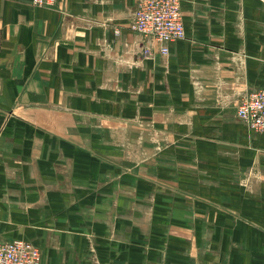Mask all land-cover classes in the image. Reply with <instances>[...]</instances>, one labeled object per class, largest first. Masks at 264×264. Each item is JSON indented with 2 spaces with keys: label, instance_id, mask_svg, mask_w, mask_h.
<instances>
[{
  "label": "crops",
  "instance_id": "1",
  "mask_svg": "<svg viewBox=\"0 0 264 264\" xmlns=\"http://www.w3.org/2000/svg\"><path fill=\"white\" fill-rule=\"evenodd\" d=\"M179 1L185 36L139 58L137 0H0L1 240L40 264H264V134L235 113L264 87V0Z\"/></svg>",
  "mask_w": 264,
  "mask_h": 264
},
{
  "label": "built area",
  "instance_id": "2",
  "mask_svg": "<svg viewBox=\"0 0 264 264\" xmlns=\"http://www.w3.org/2000/svg\"><path fill=\"white\" fill-rule=\"evenodd\" d=\"M34 5L54 6L57 0H30ZM129 28L135 34L131 55L152 58L169 55L170 44L185 36L179 0H137L130 12ZM236 116L253 132L264 134V87L242 92L236 100ZM41 252L25 239H0V264H40Z\"/></svg>",
  "mask_w": 264,
  "mask_h": 264
},
{
  "label": "rangeland",
  "instance_id": "3",
  "mask_svg": "<svg viewBox=\"0 0 264 264\" xmlns=\"http://www.w3.org/2000/svg\"><path fill=\"white\" fill-rule=\"evenodd\" d=\"M141 129H148L149 133H152L153 127H151V122H134ZM130 122H119L118 125L114 128L117 133L116 136H112L113 143L122 150V156L128 161H133L134 163L144 162L147 153L144 150V142L146 137L136 136L132 137L127 135L128 130H130ZM154 129V128H153ZM150 142L154 144V148L157 151H161L163 147L169 144L170 140L168 137L158 136L157 132H153L148 138ZM95 258V257H93Z\"/></svg>",
  "mask_w": 264,
  "mask_h": 264
}]
</instances>
